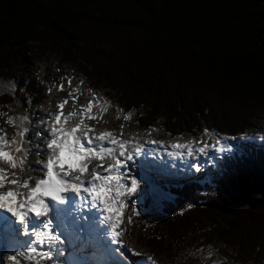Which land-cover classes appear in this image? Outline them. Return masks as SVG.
Wrapping results in <instances>:
<instances>
[{"label": "trees", "instance_id": "1", "mask_svg": "<svg viewBox=\"0 0 264 264\" xmlns=\"http://www.w3.org/2000/svg\"><path fill=\"white\" fill-rule=\"evenodd\" d=\"M45 54L144 131L160 122L169 138L207 128L238 140L264 120V0H0V79L19 72L33 107L48 91L26 67ZM211 169L212 185L183 181L160 217H132L130 264H203L201 252L264 264V147Z\"/></svg>", "mask_w": 264, "mask_h": 264}, {"label": "snow or ice", "instance_id": "2", "mask_svg": "<svg viewBox=\"0 0 264 264\" xmlns=\"http://www.w3.org/2000/svg\"><path fill=\"white\" fill-rule=\"evenodd\" d=\"M67 84L72 89L69 96L72 97L74 107L77 97L73 93L78 92L82 85L73 88L72 78L67 79ZM51 90L50 87L49 93ZM57 90L64 91V83H61ZM98 100L94 95L86 106H80L79 114L86 112L87 116H83L80 124L71 128L65 125L78 113L63 111L69 104L68 99L59 103L57 108L60 111L57 114H47L51 116L50 120L38 122L47 135L38 133L42 144L36 146L35 152L28 139L31 130L28 126L31 122L29 116H25L18 125L19 140L7 137L6 133L0 130V162L7 164L11 169L9 171L0 167V212L14 221L11 230L7 232L13 251L2 258L3 264L5 259L11 264H75L74 261L68 260L70 254L65 247L67 240L61 235V229L68 228L69 216L77 225V247L80 241H90L93 230L104 228L107 229L113 245L121 249L126 247L121 239L126 231L122 227L124 210L131 206L135 215L140 216L136 198L141 193L142 184L131 171L130 164L147 155L149 148L146 144L131 145L127 140L116 139L111 132L91 135L94 129L86 126L84 122L85 119H96L93 109ZM99 106L103 108V105ZM7 122L12 124L13 118H8ZM202 135L215 136V143L199 148H193L190 144L176 143L168 146L156 141L149 143L153 147H170L173 151L168 155L179 160L189 158L191 170L198 174L204 171L202 160L208 161L213 154L217 159L233 154L230 141L237 139L219 135L209 129H205ZM12 144L17 147L12 149L9 147ZM183 148H188L186 154L176 151ZM13 153L23 155L17 158ZM94 160L97 164L91 166ZM108 160L114 163L105 164ZM84 175L90 179H82ZM9 186L18 190H11ZM6 188L9 190L5 191ZM69 197L74 198V211H70L68 216L57 212V218L54 219L52 205L67 206ZM90 211L98 214L95 220L85 214ZM127 220L129 224L135 223L131 216H128ZM17 227L20 228L18 233L15 231ZM8 228L6 224L0 225V234ZM86 232L89 235H86ZM128 250L133 255L143 256V253L135 248ZM84 252L88 254V249L85 248ZM148 262L155 264L150 256L145 258L144 264Z\"/></svg>", "mask_w": 264, "mask_h": 264}, {"label": "rangeland", "instance_id": "3", "mask_svg": "<svg viewBox=\"0 0 264 264\" xmlns=\"http://www.w3.org/2000/svg\"><path fill=\"white\" fill-rule=\"evenodd\" d=\"M43 56L44 57L41 58L37 57L35 61L32 60L30 62V68L26 67V69L30 71L31 75L37 79L36 81L37 83H39L38 85L44 87L47 91L50 87L52 89L50 93L49 91L48 93H46V98L42 99V102L37 106H32L31 97L26 93V90H20L18 88L17 78L20 76L19 72L9 73L5 75L3 79H0V101H7L4 98V96L6 95H9L13 98L12 103L8 106H0V130H3V132L6 133L9 138H12L17 134L18 128H20L18 126L20 124V121L25 116H29L31 122L28 124V126L31 128V130L28 133V139L33 145L34 152L36 150V144L40 142L42 143L38 136V133H42L45 136L47 135L45 129L40 127L38 123L39 121L50 120L51 116L47 114H57L60 111L57 108V105L63 102L65 99H68L69 104L65 106L63 111L65 113L76 111L78 114L70 118L68 120L69 122L66 124L67 126L65 125V127L69 128L71 126L78 125L80 124L83 116L87 115L86 112L82 115L79 114L80 106H86L89 102V99L94 95L99 98L97 106L93 109V114L95 115L96 119H85L84 122L86 126L94 129V132L90 133L93 134V136H96L102 132H111L113 133V136L115 138H122L124 140H127L131 145L139 143L145 144L142 142L157 140L162 142L163 144L181 142L180 144H190L194 148H199L203 146L201 144L215 143L216 138L212 135H202L200 137H187L182 135L180 138H169L165 136L164 132L162 131L160 122H156L155 128H153L152 130H142L134 123V112L125 115L123 110L117 105L116 100L107 95L106 91L101 90L100 92L98 91V93H94V91H92L86 83V80L82 76H78L73 69L62 64L58 57L48 54H45ZM32 76L27 75V77ZM68 78L73 79V88H75L76 85H82L78 92L73 93V95L77 97V102L74 107L72 106V97L69 96V92L72 91V89L68 87ZM61 83H64L65 85L64 91L57 90ZM99 105H103V108H101ZM126 116L128 117L127 119L125 118ZM8 118H13L12 124L7 122ZM252 125L253 127L249 128L246 134L241 137L242 141L240 144L247 147L248 145H244V142L255 145L256 147L264 145V120H253ZM47 127H50V125H47ZM121 133H123V135H121ZM230 143H232L231 148L233 149V153H235V151L239 149L238 144L234 141H230ZM36 159H40V157H36ZM177 160V164L182 163V160ZM209 161L210 163H214L215 165L217 161L216 156L213 154ZM108 163L114 162L105 161V164ZM138 163L133 164L132 166L130 165L131 171L138 178H141V175H138V167L143 166L144 172L148 177V172H152L153 170H150V168H148L147 171V165H139ZM203 167L204 171L198 174L194 173L192 170L188 173L182 172L180 170H167L169 174H172L171 177L173 179L179 178L180 181H183L184 179L195 180L197 178H199L200 180H204L208 179V165H203ZM159 178L161 177H156L153 179ZM180 181H178V183H181ZM161 184L165 187H169L167 184H173L172 179H165ZM166 189L169 188H165V192L162 193L160 190H157L156 186H154L153 188H149L147 185H145V187H142L141 185V193L136 198L138 210L144 211L146 214L156 215L157 217H160L163 214V204L170 201L172 198L170 193L166 192ZM134 215L135 213L131 206L124 210V222L122 224V227L126 231L130 225L128 223L127 217H133ZM124 235L125 233L121 236V238H123ZM201 254L203 256V264H221L214 253L211 254L208 252H201L199 253V256ZM140 264H144V262Z\"/></svg>", "mask_w": 264, "mask_h": 264}, {"label": "bare ground", "instance_id": "4", "mask_svg": "<svg viewBox=\"0 0 264 264\" xmlns=\"http://www.w3.org/2000/svg\"><path fill=\"white\" fill-rule=\"evenodd\" d=\"M67 126V125H66ZM19 132H20V128H18V132H17V134L14 136L17 140H19L20 139V136H19ZM91 135H93V134H91ZM38 144H42L41 142L40 143H37L36 144V146L38 145ZM146 145H147V147L149 148L148 150H147V152H150V151H152L153 149H152V147L148 144V143H145ZM9 147H11L12 149H15L16 147H17V145L16 144H12V145H10ZM181 150V149H180ZM177 151V150H176ZM13 155L14 156H16L17 158H19V157H21L23 154L22 153H13ZM176 161H178L177 159H176ZM106 162H111V160H108V161H106ZM112 162H114V161H112ZM179 163V162H178ZM97 164V162H95V160L94 161H92V165L91 166H95ZM139 165H141V164H144V165H149V163H147V162H143V161H140L139 163H138ZM178 165H181V164H178ZM0 167H4V168H6V169H8L9 171H11V169L9 168V166L7 165V164H5V163H3V162H0ZM144 167L142 166V167H138V170H139V172L140 173H142L144 176H146L147 177V175L145 174V172H144V169H143ZM165 169H168V170H175V171H178V170H180V171H182V172H187V171H184L183 169L181 170V168L180 167H170V166H166L165 167ZM89 176H87V175H84V176H82V179H84V178H88ZM16 189V188H15ZM6 190H9V189H6ZM5 190V191H6ZM19 190H21V191H25V190H23V189H19ZM97 213L95 212V211H93V216H92V220H95V218L97 217ZM89 233H87L86 235H88ZM77 236V235H76ZM76 243L77 241H68L67 243ZM114 246H116V245H113V244H111V242L109 243V245H108V248H107V250H105L107 253H106V255H103V254H100V253H93V252H90V251H88L89 252V255H90V257H91V260H90V262H89V264H128V262H127V260L126 259H123L122 257H124V255H119L118 253H115V251H114V249H113V247ZM82 247L83 248H89V243L86 241V242H84L83 244H82ZM4 256L3 255H1L0 256V260L1 261H3V258ZM98 261H100V262H98ZM9 262V261H8ZM9 264H11V262H9Z\"/></svg>", "mask_w": 264, "mask_h": 264}]
</instances>
